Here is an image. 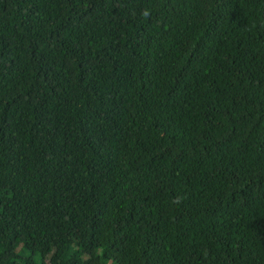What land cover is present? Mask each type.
I'll list each match as a JSON object with an SVG mask.
<instances>
[{
    "label": "trees",
    "instance_id": "16d2710c",
    "mask_svg": "<svg viewBox=\"0 0 264 264\" xmlns=\"http://www.w3.org/2000/svg\"><path fill=\"white\" fill-rule=\"evenodd\" d=\"M0 264H264V0H0Z\"/></svg>",
    "mask_w": 264,
    "mask_h": 264
}]
</instances>
